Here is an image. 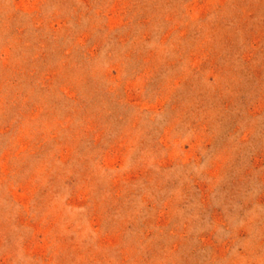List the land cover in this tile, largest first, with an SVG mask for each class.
I'll list each match as a JSON object with an SVG mask.
<instances>
[{
  "label": "rangeland",
  "instance_id": "obj_1",
  "mask_svg": "<svg viewBox=\"0 0 264 264\" xmlns=\"http://www.w3.org/2000/svg\"><path fill=\"white\" fill-rule=\"evenodd\" d=\"M0 264H264V0H0Z\"/></svg>",
  "mask_w": 264,
  "mask_h": 264
}]
</instances>
